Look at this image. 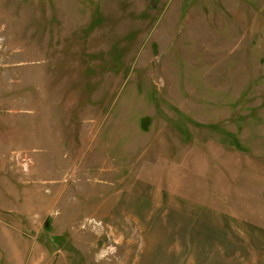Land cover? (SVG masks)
<instances>
[{"label": "rangeland", "instance_id": "rangeland-1", "mask_svg": "<svg viewBox=\"0 0 264 264\" xmlns=\"http://www.w3.org/2000/svg\"><path fill=\"white\" fill-rule=\"evenodd\" d=\"M11 240L16 264H264V0H0Z\"/></svg>", "mask_w": 264, "mask_h": 264}, {"label": "crops", "instance_id": "crops-1", "mask_svg": "<svg viewBox=\"0 0 264 264\" xmlns=\"http://www.w3.org/2000/svg\"><path fill=\"white\" fill-rule=\"evenodd\" d=\"M9 243L10 244L6 247L4 255L0 254V264H16L18 262L19 257L17 254V248L13 245L12 240ZM27 264H35V262L34 260H31V262H27Z\"/></svg>", "mask_w": 264, "mask_h": 264}]
</instances>
